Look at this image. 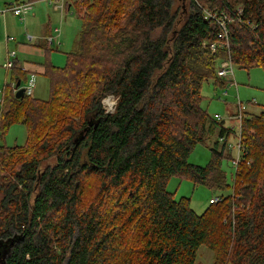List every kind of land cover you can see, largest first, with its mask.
Instances as JSON below:
<instances>
[{"label":"trees","instance_id":"obj_1","mask_svg":"<svg viewBox=\"0 0 264 264\" xmlns=\"http://www.w3.org/2000/svg\"><path fill=\"white\" fill-rule=\"evenodd\" d=\"M175 1L77 0L66 65L44 63L48 99L16 97L27 76L13 67L0 135L20 122L28 139L0 142V264H202L203 244L215 264H264V110L245 114L231 185L220 139L234 130L201 105L205 81L228 84L226 57L264 67V0H189L182 21ZM212 135L209 164L191 163ZM174 175L232 192L199 213L168 190Z\"/></svg>","mask_w":264,"mask_h":264},{"label":"rangeland","instance_id":"obj_2","mask_svg":"<svg viewBox=\"0 0 264 264\" xmlns=\"http://www.w3.org/2000/svg\"><path fill=\"white\" fill-rule=\"evenodd\" d=\"M46 4L54 7L52 0H46ZM75 0H72L74 2ZM189 0H176L175 8L180 11V19L184 20L185 12L188 6ZM35 4V2H34ZM82 3H76L72 6L71 10L68 11V23H64L61 27L60 42L61 45L58 49L56 46L53 47V53H55L56 62L54 65L63 67L67 62V54L74 48L75 40L78 37L81 29V19L79 8L84 10ZM4 7V6H3ZM35 5H33V9ZM77 8V12H76ZM240 8V6L238 7ZM12 12L7 10L6 12ZM5 13V12H4ZM14 13V12H13ZM50 13V12H49ZM78 14V15H77ZM48 15V14H47ZM56 13L52 14V20ZM46 19V12L45 17ZM49 21V20H47ZM27 24V22H26ZM25 27V25H24ZM42 27V26H41ZM57 27V26H56ZM1 49V47H0ZM5 61L0 62V111L2 110L3 97L7 83L12 84V74L14 68H6ZM60 61V62H59ZM27 80L22 79L21 87H26L32 80L30 73H25ZM235 81L238 84V89L235 85L228 83L220 85L215 83L213 79L205 81L202 86L203 99L201 105L203 108L214 117L216 113L220 114L225 121L226 127L235 126L237 130L240 127V121L235 118V113L238 111V98L243 100L246 104L245 112L259 113L264 110V67L255 66L250 69L240 68L234 65ZM29 76V77H28ZM38 76V77H37ZM35 76L34 91L32 96L48 99L50 97V81L46 76ZM226 82V81H225ZM228 94H225V91ZM256 98L257 102H249ZM117 99L113 96H108L103 100V105L107 111L115 110ZM28 139V131L25 124L15 122L10 125L5 133L0 135V142L7 146L24 145ZM217 139L216 135L210 136L206 142L198 143L191 151L189 155V161L193 164L206 166L212 159L211 147L214 141ZM238 137L237 134H231L229 136V142L227 143V151L231 157H223L221 161V168L226 173L228 182L232 185L234 183V175L236 173V164L234 159H238ZM231 143V146H230ZM53 164L54 158L43 162V166L46 164ZM88 185L95 192L97 188L96 179H92ZM167 188L169 191L175 193L176 199L181 197H189L191 206L199 213H202L210 205V199L220 196L221 194H228L232 192V188L222 192L219 190L211 189L205 184L195 185L194 181L188 176H172L167 182ZM93 192V193H94ZM95 194V193H94ZM228 261V260H227ZM197 262L202 264H215V252L205 244L201 245L197 251Z\"/></svg>","mask_w":264,"mask_h":264},{"label":"crops","instance_id":"obj_3","mask_svg":"<svg viewBox=\"0 0 264 264\" xmlns=\"http://www.w3.org/2000/svg\"><path fill=\"white\" fill-rule=\"evenodd\" d=\"M53 1H55L53 8L46 4V0L36 1L33 4L35 8L30 11L25 17V20L13 12L8 11L3 13L0 11V62H4L7 59L9 50H15L17 53L15 66L31 75L46 76L45 61L49 60L53 65L56 62L55 53H53V47L55 45L49 44L47 37L50 35H58V30L60 29L61 31L63 24L69 21L68 11L71 10L73 5L76 7L77 3V0L74 2L72 0ZM13 3H16V0H0L1 7ZM45 12L46 19L44 18ZM53 13H56V15L52 20ZM59 25H61L60 28ZM28 35L32 37V41L28 40ZM58 48L56 46V49ZM252 100H249V102H252ZM246 114L258 113L247 111Z\"/></svg>","mask_w":264,"mask_h":264},{"label":"built area","instance_id":"obj_4","mask_svg":"<svg viewBox=\"0 0 264 264\" xmlns=\"http://www.w3.org/2000/svg\"><path fill=\"white\" fill-rule=\"evenodd\" d=\"M53 2H55V1H53ZM33 4H34V2H32V1L16 2V3H13V4L5 5L4 7L0 6V11L4 13L7 10H11L15 14L20 15L21 18L23 20H25V17L33 9ZM207 14L210 15L208 12H207ZM226 20H228L227 16H224L221 19L219 18V23H220V25L223 28V32L219 35V37H221V38L227 37V34H228V30H227V26H226V24H227ZM58 32H59L58 35H50V36H48L47 37V42L49 44L55 45L57 47H60V45H61V42H60V32L61 31H60V29L58 30ZM28 40L32 41V37L29 36V35H28ZM217 46H218L217 43L211 44L212 50L215 51ZM16 55H17V53H16L15 50H9L8 56H7V59H6V62H5V67L6 68H13L15 66ZM217 75L220 78L228 81V83H230V85H235L236 88L238 89V84L235 81V75H234V64L232 63V60H231L230 57H226L224 60H222L220 62V66L217 69ZM34 81H35V75L32 74V80L28 83V85L26 87H24L25 88V94H27V95H32L33 94ZM12 87L14 88V91L16 93L17 90L21 86L17 87L16 83H13ZM225 94H228L227 90L225 91ZM237 98H238V103H237L238 104V111L235 113L234 117L237 118V120L240 121V127L237 130L235 129V126L231 127L232 130H234V134H237V137L239 139L238 140V159H234L236 167H237V164H238V161H239V157L241 155L242 122H243V119H244L245 114H246V112H245V110H246L245 102L239 98V95H237ZM256 101H257L256 98H254L252 100V102H254V103ZM214 118L217 119V120H223V117L220 114H215ZM220 140L222 142L226 141V143L229 142V138H227V137H221ZM230 146H231V143H230ZM220 199H221V197L217 196L215 198H211L210 202H218V201H220Z\"/></svg>","mask_w":264,"mask_h":264},{"label":"water","instance_id":"obj_5","mask_svg":"<svg viewBox=\"0 0 264 264\" xmlns=\"http://www.w3.org/2000/svg\"><path fill=\"white\" fill-rule=\"evenodd\" d=\"M16 85H17V87H20L21 81H18V83ZM15 94H16V97H18V98L23 97L25 95V88L20 87Z\"/></svg>","mask_w":264,"mask_h":264},{"label":"bare ground","instance_id":"obj_6","mask_svg":"<svg viewBox=\"0 0 264 264\" xmlns=\"http://www.w3.org/2000/svg\"><path fill=\"white\" fill-rule=\"evenodd\" d=\"M228 24V23H227ZM222 33V32H221ZM224 41V40H223ZM218 77V76H217Z\"/></svg>","mask_w":264,"mask_h":264}]
</instances>
